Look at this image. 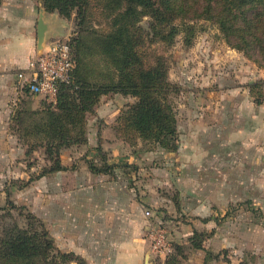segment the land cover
<instances>
[{
    "label": "rangeland",
    "instance_id": "rangeland-1",
    "mask_svg": "<svg viewBox=\"0 0 264 264\" xmlns=\"http://www.w3.org/2000/svg\"><path fill=\"white\" fill-rule=\"evenodd\" d=\"M124 11L125 4L118 13ZM140 11L139 21L131 29L135 51L120 48L113 56L105 52L100 36L115 31L114 12L106 0H91L84 31L74 42L79 74L98 82L104 72L118 76L117 65H125V61L133 72L161 62L168 83L177 88L169 95L177 118L176 148L140 140L121 117L137 99L110 93L84 115V133L79 139H87V144L65 148L61 152L65 170L50 173L53 162L46 153L48 140L39 129L48 116L45 108L55 103L25 94L19 87L13 122L8 119V127L0 128V248L6 232L32 224L47 231L57 250L73 254V170L87 169L95 179L100 178L94 185L113 184L131 191L143 202L142 213L151 212L142 234L149 242L154 264H164L170 253L160 257L154 252L151 227L164 237L171 253H184L183 264H264V178H250L238 169L237 185L231 187L229 200L222 193L229 190L222 178H199L197 169L187 167L182 158V141H192L193 127L204 110L211 116L214 106L235 104L237 100L228 95L230 88H243L256 105H264V68L230 47L212 22L189 21L195 29L187 33L178 21L159 22L151 13ZM75 19L74 14L68 20L73 25L71 39L76 36ZM172 25L180 28L173 39L168 35ZM214 180L219 183L216 188L209 186L208 191V186H200ZM85 182L79 179L75 185L81 187ZM193 240L202 248L193 247ZM40 259L42 264H53L47 257ZM74 263L78 264H70ZM0 264L8 263L0 259Z\"/></svg>",
    "mask_w": 264,
    "mask_h": 264
},
{
    "label": "trees",
    "instance_id": "trees-1",
    "mask_svg": "<svg viewBox=\"0 0 264 264\" xmlns=\"http://www.w3.org/2000/svg\"><path fill=\"white\" fill-rule=\"evenodd\" d=\"M2 0H0L1 3ZM43 4L48 13H58L60 17L71 21L76 17V36L66 40L72 48L75 59V69L68 83L58 87L56 103L48 105V115L42 124L41 132L47 141L46 153L53 166L50 173L65 170L61 152L68 147L87 144L80 140L83 135L82 126L84 115L93 111L101 97L110 93L132 96L137 101L122 112L121 117L127 121L128 128L137 134L143 142H150L162 148H176L178 137L176 111L169 100L171 93L177 88L167 80V72L161 62L157 66L143 71H130L125 65H117L119 75L107 72L99 77L98 82L90 81L79 74V59L76 56L74 42L81 37L90 9L91 0H37ZM114 12L113 27L115 31L102 35L101 44L105 52L115 54L120 48L132 46L131 29L136 26L141 11L149 12L155 20L168 22L178 21L191 33L195 26L188 25L189 21L205 20L216 24L224 35L228 45L238 51H243L249 59L264 68V0H106ZM125 4V11L118 13L120 6ZM117 14V15H116ZM180 30L172 25L168 33L170 38ZM123 52V51H122ZM118 59V57H116ZM134 60H137L135 58ZM25 94L34 95L30 85H24ZM35 96V95H34ZM13 122V121H12ZM98 148V151H101ZM94 169V168H93ZM193 247L201 249L195 243ZM182 249L177 247V249ZM178 250L170 253L164 264H183L184 253ZM41 257H47L53 264H86L85 260L73 254L57 250L47 231H39L34 225L27 229L6 232L0 248V259L8 264H42ZM48 261V259H46ZM45 264V263H44Z\"/></svg>",
    "mask_w": 264,
    "mask_h": 264
},
{
    "label": "crops",
    "instance_id": "crops-1",
    "mask_svg": "<svg viewBox=\"0 0 264 264\" xmlns=\"http://www.w3.org/2000/svg\"><path fill=\"white\" fill-rule=\"evenodd\" d=\"M42 9L33 0L0 3V128L8 127L18 89L25 85L22 76L29 77L30 63L38 56L41 17L47 26L45 47L53 40L70 37L73 31L71 22L46 10L42 13ZM242 89L235 86L228 90L237 100L235 104L208 106L213 108L212 115L205 109L193 127L192 141H182L187 167L196 168L204 180L222 178L223 186L229 188L222 193L229 200L231 187L237 185L238 169L250 178H264V105H256ZM79 179L86 181L84 186L75 185ZM95 180L100 178L95 179L87 169L73 170V253L86 264H154L149 242L142 234L144 222L149 221L147 210H141L143 202L131 191L113 184L94 185ZM202 185L209 191L219 183L204 181Z\"/></svg>",
    "mask_w": 264,
    "mask_h": 264
},
{
    "label": "built area",
    "instance_id": "built-area-1",
    "mask_svg": "<svg viewBox=\"0 0 264 264\" xmlns=\"http://www.w3.org/2000/svg\"><path fill=\"white\" fill-rule=\"evenodd\" d=\"M76 63L71 46L66 40L58 39L50 42L40 56L30 63V74L23 81L30 85L35 96H42L52 103H56L58 87L61 83H68L71 79ZM146 216L152 214L146 211ZM151 227L150 238L153 240V250L159 256L171 253V247L165 245L164 237Z\"/></svg>",
    "mask_w": 264,
    "mask_h": 264
},
{
    "label": "water",
    "instance_id": "water-1",
    "mask_svg": "<svg viewBox=\"0 0 264 264\" xmlns=\"http://www.w3.org/2000/svg\"><path fill=\"white\" fill-rule=\"evenodd\" d=\"M44 10L45 9L43 8L42 13L44 12ZM46 28L47 26L42 16L39 21V27H38V51H39L38 56H40L43 53L45 48Z\"/></svg>",
    "mask_w": 264,
    "mask_h": 264
}]
</instances>
